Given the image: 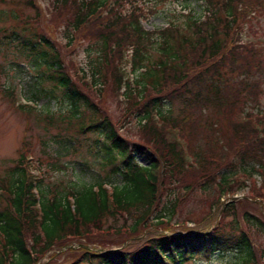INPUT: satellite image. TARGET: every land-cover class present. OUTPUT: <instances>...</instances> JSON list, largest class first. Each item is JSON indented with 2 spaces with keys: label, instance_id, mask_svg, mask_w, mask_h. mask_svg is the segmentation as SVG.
<instances>
[{
  "label": "trees",
  "instance_id": "16d2710c",
  "mask_svg": "<svg viewBox=\"0 0 264 264\" xmlns=\"http://www.w3.org/2000/svg\"><path fill=\"white\" fill-rule=\"evenodd\" d=\"M200 1L199 15L189 12L182 22L148 31L142 24L156 12H145L136 0H51L48 11L61 23L67 46H95L90 76L73 60L63 63L44 35L14 28L4 36L6 45L17 43L42 72L37 92L48 85L49 98L66 105L58 117L68 124L77 121V135L92 134L95 144L102 143L105 166L120 180L50 194L39 189L42 178L31 173L28 153L20 154L0 178V264H37L54 250L93 236L103 239L114 232L125 242L146 227L171 229L181 214L178 198L159 201L166 183L175 184L182 196L197 189L213 197L206 216L194 223L202 224L201 231H158L131 251L69 249L62 264H188L228 251H239L237 264H262L252 244L258 238L254 232L264 237V222L244 211L250 201L218 208L223 196L233 199L241 189L235 185L244 187L254 176L260 183L253 182L249 192L264 202V108L259 104L264 64L260 46L241 39L246 20L256 17L264 0ZM27 4L36 9L37 20L34 0ZM164 103L179 105L177 114L163 111ZM16 108L29 121L32 106ZM131 128L135 131L127 134ZM136 157L149 164H138ZM118 218L121 225L105 228L108 219Z\"/></svg>",
  "mask_w": 264,
  "mask_h": 264
},
{
  "label": "rangeland",
  "instance_id": "374dc122",
  "mask_svg": "<svg viewBox=\"0 0 264 264\" xmlns=\"http://www.w3.org/2000/svg\"><path fill=\"white\" fill-rule=\"evenodd\" d=\"M27 1L0 0V178L3 179L10 173L20 154L28 153L26 157L35 170L33 171L35 177L42 178V185L39 189L48 191L50 194L53 190L78 188L81 184L85 186L95 184V182L107 183L108 185L118 184L119 174L113 173L111 167L105 166L107 154L101 149L102 143H96V145L94 143L96 137L92 134L77 135V121L71 120V124H68V119L58 117L63 113L66 105H61L58 101L55 102L49 98L50 95L46 92L49 87L45 83L43 84L44 92H37L39 77L42 72L31 59L27 58L25 53L17 50V43L6 45L3 38L10 34L14 28L18 33L27 29L24 32L26 35L33 32L44 35L56 46L63 63L69 65V61L73 60L88 76H90V64L93 63L92 58L96 54V48L89 43H83L78 48L76 47L77 49L71 50L67 46V41L63 39L61 23L56 22L52 13L48 11L51 0H34L38 8L37 20L34 19L36 9L32 8L31 5L29 6ZM136 3L145 12L149 10L156 12L143 22V28L148 31L162 29L171 21L182 22L183 16L189 12L196 15L201 13L200 0H136ZM16 14L18 17L13 19ZM28 19L31 22L27 25L25 22H19L20 20L28 21ZM241 39L243 43L251 42L260 46L259 49L262 52L260 59L263 60L264 64V8L256 14V17L252 15L249 20H246ZM150 54L153 58L157 56L156 46ZM137 75L138 72L135 76L137 77ZM261 83L262 91H260L259 104L264 108V71ZM11 91L15 97L14 102H11L9 96ZM109 103L112 112L118 115L113 99ZM27 104L33 108L29 112V121L25 112L16 108L18 105L26 106ZM179 107L177 104L164 103L163 111H172L175 115ZM45 109H49L50 117H46ZM134 131L135 129L131 128L127 134ZM136 161L142 166L149 164L146 158L136 157ZM254 166L257 167V165ZM241 170L249 171L251 166H243ZM224 173L226 172H222L220 175ZM253 182L257 187L259 186L260 179L258 176L248 180L244 187L243 185L242 187L235 185L234 188L239 186L241 189L236 191L234 195L236 199L232 201H250L249 204L245 205L244 211L259 217L264 222V202L258 197H253L249 192ZM162 186L164 189L160 191L159 201L162 199L163 202L166 201L169 204L178 198L179 205L177 206L181 214L180 224L174 223L173 220L170 223L171 229L165 230L160 227H146L140 229L138 237L125 242L122 236L114 232L109 233L103 239L93 236L86 240L89 241V244L82 240L81 246L75 244L72 246L73 248L56 249L44 256L38 263L62 264L71 255L67 252L69 249H73V251L93 249L99 253L122 249L131 251L139 247L148 237L160 234L158 231L163 232L161 235L201 231L202 224L195 226L194 223L206 216L210 210L213 197L211 195L202 196L197 189L182 196L175 191V184L166 183ZM249 196L253 198L251 199ZM223 200L228 201L226 198ZM242 205L244 203L240 205V208ZM223 207L225 208L223 205L220 206L218 210L222 211ZM165 214L162 211L159 215ZM168 218L169 216H166L165 219ZM122 222L121 218L115 221L108 219L105 228L109 225H121ZM253 234L255 235L253 238L256 237V234L258 236L256 243L254 241L255 244H252L256 259L264 264V261L259 257V250L262 247L261 243L264 242V237L259 233L254 232ZM119 236L123 241L121 245H117ZM239 257V251H228L216 253L208 259L198 257L188 264H237L240 260Z\"/></svg>",
  "mask_w": 264,
  "mask_h": 264
}]
</instances>
